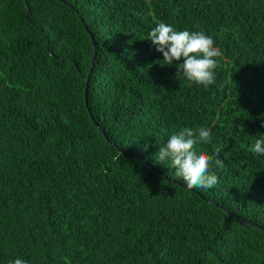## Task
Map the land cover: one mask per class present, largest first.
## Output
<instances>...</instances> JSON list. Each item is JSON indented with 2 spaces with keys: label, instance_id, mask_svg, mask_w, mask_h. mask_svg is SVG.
<instances>
[{
  "label": "trees",
  "instance_id": "trees-1",
  "mask_svg": "<svg viewBox=\"0 0 264 264\" xmlns=\"http://www.w3.org/2000/svg\"><path fill=\"white\" fill-rule=\"evenodd\" d=\"M160 22L213 37L214 84L162 65ZM202 126L224 167L188 189L156 155ZM261 136L264 0H0V264H264Z\"/></svg>",
  "mask_w": 264,
  "mask_h": 264
},
{
  "label": "clouds",
  "instance_id": "clouds-1",
  "mask_svg": "<svg viewBox=\"0 0 264 264\" xmlns=\"http://www.w3.org/2000/svg\"><path fill=\"white\" fill-rule=\"evenodd\" d=\"M147 39H150L156 50L162 53V65H172L177 62V74L183 75L189 83H196L207 88L215 83L214 69L218 67L216 57L221 56V51L214 46L213 37L203 31L175 30L172 25L160 22L152 28ZM182 60V62H180ZM211 132L207 127L193 129L184 127L172 134L167 142L160 146L156 159L167 162L175 169V175L184 180L188 189L211 188L216 185L218 177L210 173V165L224 167V160L220 157L219 150L215 156L205 152H198L195 145L203 141L210 143ZM250 151L264 156V136L256 139ZM9 264H28L26 260L16 258Z\"/></svg>",
  "mask_w": 264,
  "mask_h": 264
},
{
  "label": "water",
  "instance_id": "water-1",
  "mask_svg": "<svg viewBox=\"0 0 264 264\" xmlns=\"http://www.w3.org/2000/svg\"><path fill=\"white\" fill-rule=\"evenodd\" d=\"M94 60H95V43L93 42V56H92V59H91V62H90V66L88 68V71H87V74H86V77H85V87H84V99L85 100L87 99V85H88V81H89V74H90V71L92 70ZM91 118L93 119V117H91ZM95 125H96V123H95Z\"/></svg>",
  "mask_w": 264,
  "mask_h": 264
}]
</instances>
